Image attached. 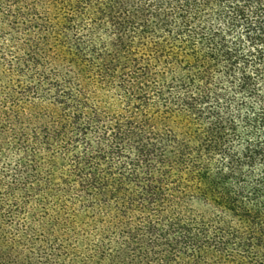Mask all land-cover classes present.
Wrapping results in <instances>:
<instances>
[{
  "label": "trees",
  "instance_id": "obj_1",
  "mask_svg": "<svg viewBox=\"0 0 264 264\" xmlns=\"http://www.w3.org/2000/svg\"><path fill=\"white\" fill-rule=\"evenodd\" d=\"M0 264H264V0H0Z\"/></svg>",
  "mask_w": 264,
  "mask_h": 264
}]
</instances>
